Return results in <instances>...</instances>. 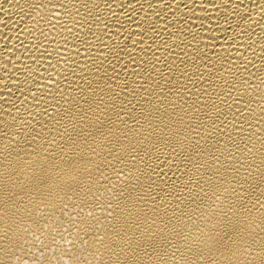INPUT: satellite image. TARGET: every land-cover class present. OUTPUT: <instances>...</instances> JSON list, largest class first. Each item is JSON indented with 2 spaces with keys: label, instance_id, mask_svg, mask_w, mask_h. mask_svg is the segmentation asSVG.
Returning a JSON list of instances; mask_svg holds the SVG:
<instances>
[{
  "label": "bare ground",
  "instance_id": "obj_1",
  "mask_svg": "<svg viewBox=\"0 0 264 264\" xmlns=\"http://www.w3.org/2000/svg\"><path fill=\"white\" fill-rule=\"evenodd\" d=\"M0 264H264V0H0Z\"/></svg>",
  "mask_w": 264,
  "mask_h": 264
}]
</instances>
